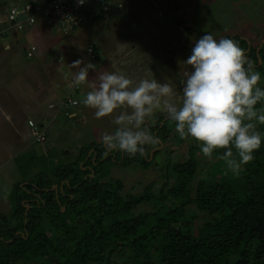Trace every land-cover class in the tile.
Segmentation results:
<instances>
[{"label": "trees", "instance_id": "1", "mask_svg": "<svg viewBox=\"0 0 264 264\" xmlns=\"http://www.w3.org/2000/svg\"><path fill=\"white\" fill-rule=\"evenodd\" d=\"M188 1L169 0L168 5L162 0L158 11L168 37L169 31H174L173 38L186 32L191 43L196 40L194 32L183 18L193 11L185 6ZM202 2L205 6L207 0ZM103 16L100 12L97 19ZM7 20L8 25L0 29L2 40L13 30ZM226 38L244 49L261 75L260 86L264 45L258 52L241 36ZM188 42L180 45L181 57L194 47ZM21 46L25 61L31 62L28 47ZM94 52L93 64H100L103 58L95 46ZM260 58L263 64L258 70ZM154 116L151 133L167 138L173 132L167 124L175 122L164 113ZM37 124L44 129L43 124ZM257 130L264 136V125L257 124ZM185 141L180 138L181 143ZM224 151H214L209 159L193 140L184 161L163 168L165 181L160 192L134 195L125 191L122 180H106L101 171L98 177L95 166L109 153H116L123 165L142 161L139 165L148 168V155L106 152L100 140L98 145L84 146L73 164L53 167L49 176H38L34 186L18 188L22 195L12 196V213L0 212V264H264V140L238 175L224 174V162L218 158ZM142 206L152 207V211L137 213ZM199 214L203 219L200 224Z\"/></svg>", "mask_w": 264, "mask_h": 264}, {"label": "rangeland", "instance_id": "2", "mask_svg": "<svg viewBox=\"0 0 264 264\" xmlns=\"http://www.w3.org/2000/svg\"><path fill=\"white\" fill-rule=\"evenodd\" d=\"M28 1L0 0V9L9 8L10 10L14 7L13 5L23 6ZM183 1L187 2V0ZM194 2L189 0L186 3L185 6L192 7L193 11L183 18L193 29L192 34L196 40L210 33L217 40L235 35L241 36L249 41L252 48H259L264 44V0H207L205 6L202 0ZM200 5L202 8L198 9ZM151 21L154 24L153 28L159 29L157 26L159 23ZM93 24V26H99V35L105 31L106 23L103 20ZM109 24L110 20L107 26ZM146 27L147 25L143 24L142 27L136 28V33L128 36L127 41L125 40V51L122 53L119 51L122 45H118L120 40L115 39L116 42H114L112 39H103V48H101L103 60L99 64V72L123 74L133 81L154 78L161 83H169L176 92L175 100L179 104L183 88L181 81L185 79L184 72L191 70L190 66L183 61L190 57L192 50L186 49L187 53L181 57L180 49V45L188 42L186 40L188 35L183 32L184 34L176 37L173 43L171 39H173L174 31H169L170 38L163 31H160L156 37L148 34L145 31ZM81 29L82 27L71 36ZM38 32L34 30L33 34L39 35ZM145 37L151 38L149 39L151 46L149 40L143 43L146 40ZM29 40L31 41V38ZM6 41L9 42V40ZM89 41L87 37L80 43L87 45ZM23 43L26 47L32 45V42ZM154 44H157V47H153ZM33 45L38 46L37 62H33L34 64L26 63L27 59L25 61L22 52L23 46H14L9 51L0 47L2 48V51L0 50V165L2 166L0 167V212L5 213L4 215L12 213V196L22 195L24 188L34 186L38 176L42 174L49 176L53 167L73 164L78 160L84 146L91 143L98 145L102 133H112L116 128L112 123V117L97 119L95 110L86 106L79 109L67 107L58 114L55 110L49 109L50 104L59 102L69 83V78H72L65 67H68V62L73 56L65 55L63 65H59L58 56H55L56 58L52 56L57 50L50 52V49L48 50L44 45L42 47L38 42ZM62 49L68 53L73 50L64 45ZM131 50H133L132 54ZM155 51L156 54H153ZM157 54L164 56L157 57ZM40 65L43 66L40 67ZM257 67L258 70L261 67L259 60ZM97 72L94 73V78ZM260 87H264V78ZM66 112H77L79 115L70 120L64 115ZM155 117L146 121L149 130L151 126H154ZM30 119L43 124L47 133V141L44 144L35 143L30 136L28 127ZM169 125L171 130L176 132V129H172L175 125L170 122L167 126ZM173 132L168 133L167 138L159 136V147L146 146L147 151L144 157L148 155L150 157L148 162L151 163L148 168L139 165L142 161L131 166L123 165V159H119L116 153L113 155L109 153L104 162L101 160L95 166L96 175L99 177V171H101L106 180L112 178L122 180L125 191L130 194L160 192L162 182L165 181L163 168L170 163L184 161V155L193 142L189 138L181 143L178 133ZM93 151L89 152L85 162ZM111 156L110 162L108 159ZM96 157L95 154L92 159L93 165H95ZM202 168H204L203 164ZM153 183L155 184L152 185ZM18 188L22 190L18 191ZM147 188L150 189L147 190ZM140 211H152V207L142 206L138 208L137 213ZM199 215L198 224L203 222L202 215Z\"/></svg>", "mask_w": 264, "mask_h": 264}, {"label": "clouds", "instance_id": "3", "mask_svg": "<svg viewBox=\"0 0 264 264\" xmlns=\"http://www.w3.org/2000/svg\"><path fill=\"white\" fill-rule=\"evenodd\" d=\"M78 3L83 5L85 0H78ZM119 4L122 7H118ZM111 6L113 12L116 8L125 7L123 1L115 3V0L111 1ZM152 6L156 8L158 16V7ZM91 10L94 12L86 14V20L99 17L100 11L95 13L96 8L92 3ZM102 18L107 26L112 15L108 21L105 16ZM85 57L86 64L83 60L72 63L71 67L78 71L75 75L71 74L72 78L69 79L74 78L75 86L85 84L84 90L88 92L81 102L95 110L97 119L112 117V123L116 126L114 132H104L100 136L106 152L121 151L130 157L139 153L143 157L146 146L154 147L160 142L146 126V121L157 112L164 113L170 121L175 122L176 132L181 139L192 138L198 142L205 157L211 159L214 151L225 150L218 157L224 162L225 175H238L261 147L264 136L257 130V124L264 125V106L257 107L258 104L264 105V89L259 86L261 75L254 70L244 49L233 40H217L207 33L194 41L190 57L183 61L191 70L184 72L179 104L172 85L154 78L133 81L123 74L105 71L97 72L96 77L90 80V72L91 69L95 70V65L93 61H88L87 51ZM57 58L61 65L64 56ZM258 60L262 66V59Z\"/></svg>", "mask_w": 264, "mask_h": 264}, {"label": "crops", "instance_id": "4", "mask_svg": "<svg viewBox=\"0 0 264 264\" xmlns=\"http://www.w3.org/2000/svg\"><path fill=\"white\" fill-rule=\"evenodd\" d=\"M44 1L45 0H29L28 2H26V4H29V3L42 4ZM119 1H123V4L125 7L123 9L116 8L114 10L112 14V19L110 20V24L104 27L105 31H103L102 34L100 35H99V26H93L94 25L93 23H96L97 21L102 20V19L99 20V18L98 19L95 18L94 20H92L91 18L87 19L84 22L82 29L78 33H76L73 36H67V37L62 36V35L59 36V34H55L54 32L50 30L47 22L40 21L36 25L35 28H33L32 30L26 31V32L19 33V32H15L12 30V33L10 34L9 38L3 39V40L0 39V47H4V50H7L8 48L13 49L14 46H18V45L26 46L23 42L25 43L32 42V44L35 42H38V44L41 45L42 47L45 46L47 47L48 50L50 49V52H53V50H57L55 54H52V56L54 57L58 55L64 56V58H65V55L73 56V58L70 59L68 62L67 69L69 73L68 75L70 74L75 75V73L78 70L71 67L72 63L77 60H83L86 64L87 61H86L85 53L87 51V48L91 44H95V47L98 48V52L101 53L102 52L101 48H103V42H104L103 39L105 38H107V40L112 39L114 42H116L115 39H117V40H120L118 45H122L119 48V51H121L122 53L125 51V47H126L125 40L127 41L128 36H130L132 33H136L137 32L136 28H139V26L142 27L143 24L147 25L145 31L148 32V34H152V36L155 35L157 37L160 34V31H163V33L168 32V28H167V25L165 24L164 18L163 17L159 18L157 16L156 8H154L148 0H115V3ZM168 1L169 0H166V3H168ZM19 5L20 4L18 5L15 4L13 6L15 7ZM8 11H9V8L0 9V29L8 25V20H7ZM151 20L156 21V23H159L157 25L159 29L153 28L154 24ZM34 30L39 31L38 32L39 35H34L33 34ZM87 37H89V40H90L89 44L83 45L82 43H80L82 40H84ZM29 38H31V41L29 40ZM149 39L146 38V40L143 41V43H146ZM6 40H9V42ZM171 41L174 43L176 39L173 38L171 39ZM63 45L73 50L68 53L62 49ZM149 45L151 46V41ZM153 47H157V44H154ZM128 48L129 47L127 45V49ZM1 49L2 48H0V50ZM132 52L133 50H131V54ZM153 54H156V51ZM33 62L36 63L37 60ZM26 63H31V62L26 61ZM42 66L43 65H40V67ZM81 66L83 67L84 65H81ZM65 68L63 69L65 70ZM91 70L92 71L90 72V80L94 78V73H96V71L99 72V63L95 65V70L93 69ZM0 167L2 166L0 165Z\"/></svg>", "mask_w": 264, "mask_h": 264}, {"label": "built area", "instance_id": "5", "mask_svg": "<svg viewBox=\"0 0 264 264\" xmlns=\"http://www.w3.org/2000/svg\"><path fill=\"white\" fill-rule=\"evenodd\" d=\"M112 0H85L83 5L78 3V0H45L42 4H25L23 6L13 7L8 14L9 22L12 24V29L15 32H26L32 30L40 21L48 23L49 28L53 32L61 33L65 36H70L83 26L89 12L91 3L95 5L96 12H102L105 19L108 21L113 13L111 6ZM154 6L158 7L162 0H149ZM118 7H122L119 4ZM158 15L162 16V12L158 11ZM38 47V46H37ZM36 45H31L27 51V58L34 59L37 52ZM96 57L94 47L91 45L87 49V59L92 62ZM74 78L69 80V83L64 90V95L60 98L57 104H50L49 109L60 113L64 108H80L82 99L88 91L84 90L85 84L75 86ZM69 119L78 117L77 112L64 114ZM29 133L35 143L44 144L46 142L45 129H41L39 125L28 120Z\"/></svg>", "mask_w": 264, "mask_h": 264}, {"label": "water", "instance_id": "6", "mask_svg": "<svg viewBox=\"0 0 264 264\" xmlns=\"http://www.w3.org/2000/svg\"><path fill=\"white\" fill-rule=\"evenodd\" d=\"M94 176V174H92ZM57 186H54L53 189H56ZM27 209H29V206L27 205ZM65 211V210H64Z\"/></svg>", "mask_w": 264, "mask_h": 264}]
</instances>
